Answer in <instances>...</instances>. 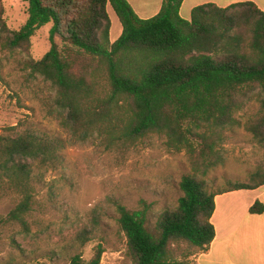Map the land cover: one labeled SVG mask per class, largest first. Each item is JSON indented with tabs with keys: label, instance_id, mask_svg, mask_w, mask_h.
Returning a JSON list of instances; mask_svg holds the SVG:
<instances>
[{
	"label": "trees",
	"instance_id": "trees-1",
	"mask_svg": "<svg viewBox=\"0 0 264 264\" xmlns=\"http://www.w3.org/2000/svg\"><path fill=\"white\" fill-rule=\"evenodd\" d=\"M23 1L28 19L18 30L8 26L0 5V36L11 50L29 51L36 32L52 24L51 48L30 67L54 88L51 113L73 141H92L126 158L159 135L172 152L187 153L191 171L181 179L183 195L177 207L160 213L155 231L147 226L145 200L135 210L116 202V209L133 264H192L195 251L178 258L173 246L209 249L216 196L264 185V164L221 189L207 179L225 162L226 132L242 124L237 114L252 97L260 108L243 125L264 146V9L254 1L209 2L186 19L184 0H164L157 15L141 18L128 0ZM109 4L123 27L114 42ZM64 147L65 140L20 124L0 135V198L19 197L3 223L30 231L34 181L62 165ZM250 212L263 213L264 203L257 200ZM92 232L85 228L78 239L85 244ZM104 252L99 243L91 260L77 254L70 264H101Z\"/></svg>",
	"mask_w": 264,
	"mask_h": 264
},
{
	"label": "rangeland",
	"instance_id": "rangeland-1",
	"mask_svg": "<svg viewBox=\"0 0 264 264\" xmlns=\"http://www.w3.org/2000/svg\"><path fill=\"white\" fill-rule=\"evenodd\" d=\"M242 1H254L264 9V0ZM0 5L11 29L18 30L26 23V2L0 0ZM109 9L110 39L115 41L122 24L112 6ZM51 27L49 24L36 32L29 51L11 50L0 36V135L7 127L20 124L22 129H36L65 140L62 165L47 169L34 181L35 203L27 216L29 232L18 223L2 222L19 197L10 194L0 198V264H70L77 254L89 261L99 243L105 248L101 264H133L116 202L135 210L145 200L150 205L147 226L155 231L160 213L178 206L183 195L181 179L191 171L189 157L185 151L169 150L166 139L159 135L147 137L126 158L92 141H73L51 113L54 88L30 67L31 60L42 58L51 48ZM259 108L258 99L252 97L237 114L242 124L226 132V160L207 176L214 189L223 188L228 181H244L264 164V146L243 125ZM260 201L264 203V196ZM85 228L93 232L91 240L82 244L78 235ZM173 249L178 258L183 251H195L192 262L202 252L186 242L174 244Z\"/></svg>",
	"mask_w": 264,
	"mask_h": 264
},
{
	"label": "crops",
	"instance_id": "crops-1",
	"mask_svg": "<svg viewBox=\"0 0 264 264\" xmlns=\"http://www.w3.org/2000/svg\"><path fill=\"white\" fill-rule=\"evenodd\" d=\"M128 1L141 18H150L160 12L164 0ZM240 1L242 0H184L180 14L190 19L192 10L198 5L214 2L220 6H228ZM109 6L111 5H108L110 15ZM122 30L123 27L119 36ZM263 196L264 186L217 195L212 217L215 238L208 250L195 255L192 264H264V212H250L251 206ZM219 217L221 221H217Z\"/></svg>",
	"mask_w": 264,
	"mask_h": 264
}]
</instances>
